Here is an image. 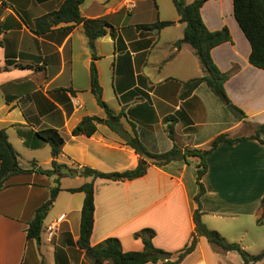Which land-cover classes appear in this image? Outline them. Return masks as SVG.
Masks as SVG:
<instances>
[{
  "label": "crops",
  "instance_id": "obj_1",
  "mask_svg": "<svg viewBox=\"0 0 264 264\" xmlns=\"http://www.w3.org/2000/svg\"><path fill=\"white\" fill-rule=\"evenodd\" d=\"M65 0H0V131H5L23 169H51V149L37 136L55 130L63 139L58 164L77 176H46L37 172L13 175L0 191V264H91L78 246L84 193H70L89 182L79 175L84 167L102 173L136 168L139 155L106 125L96 124L90 136L73 135L85 117L106 118L91 91L93 60L82 24L60 23L44 34L34 33L35 20L59 9ZM128 11L123 0H83L85 19H104L112 27L95 41L94 61L102 99L122 128L136 135L153 154L173 146L208 149L219 135L240 138L220 144L206 156L200 199L201 220L227 243H237L250 255L264 250L261 198L264 193V145L250 139L264 123V70L249 61L250 45L238 26L232 0H207L200 16L210 31L227 28L230 41L212 49L218 69L229 74L224 83L230 102L244 116L234 117L204 84L187 98L183 84L204 75L194 49L176 48L185 24L171 0H133ZM2 2L5 3L4 6ZM191 3L193 0H185ZM171 22L160 30L142 28ZM80 101L76 107L73 98ZM172 116L174 140L168 137L166 117ZM173 161L150 164L133 180L95 179L94 223L90 245L109 238L122 250L142 251L134 234L152 229L154 247L176 253L194 232V197L198 192L196 163ZM59 171V170H58ZM58 180L61 188L42 224L39 241L26 230L36 210L49 199ZM56 222L48 240L46 228ZM106 264V263H104ZM153 264V263H147ZM155 264H162L161 262ZM180 264H243L236 251H224L200 237ZM255 264H264V259Z\"/></svg>",
  "mask_w": 264,
  "mask_h": 264
},
{
  "label": "trees",
  "instance_id": "obj_2",
  "mask_svg": "<svg viewBox=\"0 0 264 264\" xmlns=\"http://www.w3.org/2000/svg\"><path fill=\"white\" fill-rule=\"evenodd\" d=\"M179 15V22L184 23V31L182 38L177 41L174 46L179 48L181 44L190 45L197 55L204 75L200 78L192 79L183 84L180 97L185 99L189 97L198 86L204 84L214 95H216L226 108L232 112L237 118L244 116V113L233 105L228 99L224 83L228 80L229 74L218 69L211 57V51L216 46L230 41L231 37L227 28L217 31H210L206 28L201 16L200 9L207 0H193L186 3L185 0H171ZM233 13L235 20L246 37L250 45L249 63L259 69L264 70V0H232ZM83 0H65L58 10L35 20L34 33L44 34L51 28L60 23L82 24L84 34L87 38V45L92 54L93 60L90 64V81L91 91L95 96L97 104L105 111L106 118L85 117L72 130L73 135L84 134L90 136L96 130V124L106 125L110 130L120 136L125 144L131 147L136 154L139 155V161L136 168L124 172L102 173L88 167L79 170V175L84 178H90L89 182H85L77 188L68 189L70 193H84V200L81 208L79 239L78 246L84 251L85 257L91 264H180L183 259L192 253L196 247L198 239L204 237L209 243L220 247L224 251H236L240 255L243 264H255L264 259V250L256 255H250L244 251L237 243H227L223 237L215 230L209 229L201 220V203L200 199L205 193L202 184V178L206 174V156L214 151L220 144H233L240 138H229L226 134H222L214 138L208 149L184 148L181 149L173 146L169 151L162 154H153L147 151L139 138L128 134L121 126L120 117L122 112L114 114L102 99V89L98 82V75L94 61L97 59L95 54V41L105 36L108 32L111 37H115L112 27L104 19H85L81 16L79 6ZM5 3L2 2L4 6ZM2 8L0 7V15ZM171 22H157L153 25H144L142 28L160 30L171 26ZM4 28L0 21V35ZM2 42L0 40V46ZM174 117L169 116L164 119L168 137L174 140V130L172 121ZM37 136L49 144L51 149V169H23L18 162L17 153L8 140L5 131H0V191L5 187L7 179L13 175L28 174L37 172L46 176H51L58 171L63 165L56 162V158L61 154L63 139L55 130H43L37 133ZM250 139L257 140L264 145V123L257 126L254 134ZM191 158L198 159L196 163V182L198 192L194 197L197 205L193 213V221L195 224L189 242L183 249L176 253H171L154 247L152 240L155 233L152 229H142L134 234V237L140 239L143 244L142 251L122 250V246L118 239L109 238L102 243L91 246L90 236L94 223V186L95 179H106L112 181L133 180L144 176L150 164L163 166L173 161H184L190 163ZM61 188L58 180L56 185L50 188L49 199L41 205L35 212L34 218L29 222L26 230L28 239L39 241L42 232V224L46 218L53 202L55 201ZM261 217L258 222H264V193L261 198Z\"/></svg>",
  "mask_w": 264,
  "mask_h": 264
},
{
  "label": "built area",
  "instance_id": "obj_3",
  "mask_svg": "<svg viewBox=\"0 0 264 264\" xmlns=\"http://www.w3.org/2000/svg\"><path fill=\"white\" fill-rule=\"evenodd\" d=\"M122 5L128 10V11H132L133 9H135L136 7V3L133 0H123ZM73 103L76 107H80V101L74 97L73 98ZM56 229V222L55 223H51L50 225L47 226L46 228V232H47V237L48 240L51 239L54 235Z\"/></svg>",
  "mask_w": 264,
  "mask_h": 264
},
{
  "label": "water",
  "instance_id": "obj_4",
  "mask_svg": "<svg viewBox=\"0 0 264 264\" xmlns=\"http://www.w3.org/2000/svg\"><path fill=\"white\" fill-rule=\"evenodd\" d=\"M57 174H66L68 176H77L78 173L77 172H73L71 173L70 169H68L67 167H61L59 169V171L56 172Z\"/></svg>",
  "mask_w": 264,
  "mask_h": 264
},
{
  "label": "rangeland",
  "instance_id": "obj_5",
  "mask_svg": "<svg viewBox=\"0 0 264 264\" xmlns=\"http://www.w3.org/2000/svg\"><path fill=\"white\" fill-rule=\"evenodd\" d=\"M232 113V112H231ZM232 115L234 116V117H236L233 113H232Z\"/></svg>",
  "mask_w": 264,
  "mask_h": 264
}]
</instances>
